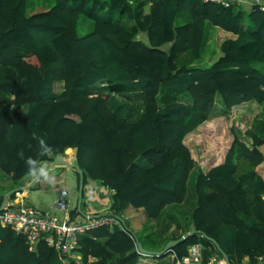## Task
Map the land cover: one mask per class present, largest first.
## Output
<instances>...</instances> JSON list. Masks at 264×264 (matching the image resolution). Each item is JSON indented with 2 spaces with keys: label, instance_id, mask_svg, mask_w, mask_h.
Instances as JSON below:
<instances>
[{
  "label": "trees",
  "instance_id": "16d2710c",
  "mask_svg": "<svg viewBox=\"0 0 264 264\" xmlns=\"http://www.w3.org/2000/svg\"><path fill=\"white\" fill-rule=\"evenodd\" d=\"M40 1L44 8L30 12L37 0H0V171L10 182L0 186V208L42 163L77 148L84 185L111 190V213L122 218V227L81 235L83 264L169 256L177 264L198 243L206 263L223 257L210 238L233 264H257L264 255V11L204 0ZM81 24L89 31L82 34ZM219 29L233 36L218 45ZM245 104L257 106L258 117L242 134L236 123L224 161L203 171L186 138ZM190 189L196 203L188 213ZM130 207L181 232L159 241L146 224L143 240L123 219ZM190 231L163 256L137 250L136 238L161 250ZM0 264L76 263L45 241L30 250L25 234L0 224Z\"/></svg>",
  "mask_w": 264,
  "mask_h": 264
},
{
  "label": "built area",
  "instance_id": "2783aa9c",
  "mask_svg": "<svg viewBox=\"0 0 264 264\" xmlns=\"http://www.w3.org/2000/svg\"><path fill=\"white\" fill-rule=\"evenodd\" d=\"M213 1L229 7L231 2L226 0H205ZM264 11V5L259 6ZM95 181H89L85 189V203L87 215L72 219L68 207L69 191L61 188L58 199L55 202V212L34 207L28 202L27 193H19L14 201L9 202L6 208L0 212V224L3 227L10 226L18 234H25L27 245L30 250H36L41 241L54 246L61 251L64 257L76 264H83L82 256L79 254L78 247L80 237L87 231L99 227L121 226L122 221L109 214H100L92 209L93 200L103 190ZM109 194L113 192L109 190ZM111 204L106 208L108 212ZM104 212V211H103ZM202 244H194L189 248V254L179 260L177 264H226L225 259L218 255L213 256L206 263L203 262ZM240 264H250L248 262ZM258 264H264V255L259 257Z\"/></svg>",
  "mask_w": 264,
  "mask_h": 264
},
{
  "label": "rangeland",
  "instance_id": "374dc122",
  "mask_svg": "<svg viewBox=\"0 0 264 264\" xmlns=\"http://www.w3.org/2000/svg\"><path fill=\"white\" fill-rule=\"evenodd\" d=\"M36 1V0H35ZM41 1L37 0V6H31L30 12L32 11H39L42 10L44 7H41ZM81 33L84 34L88 30V28L81 24L80 26ZM226 38V36H221L217 39V44L219 45L222 41V39ZM170 46L164 47V49H168ZM31 62L36 63L35 60L30 59ZM61 85L58 84L56 89L60 90ZM139 112L136 110L134 114L132 115V120L138 119ZM259 110L257 106L251 105V104H245L236 107L232 114L229 117L220 116L215 118L214 120L208 122L207 124L200 127L197 132L189 135L186 138V145L191 150L193 158L196 160L199 166H201L204 171H208L211 167H214L224 161V156L227 152V149L231 145L232 141L234 140V136L231 132V129L233 126H236V123H239L240 131L244 133L250 126L251 122L254 118L258 117ZM243 139H246L247 136H242ZM261 173H264V167L260 169ZM61 177L64 178L62 181H64L63 186L68 187H74L75 191L77 192V177L75 173H65L62 172ZM76 180V184H75ZM39 191V187H35L31 189V199L35 202L37 199V195L35 192ZM190 197V196H189ZM188 197V198H189ZM189 203V202H187ZM111 212V208L109 210ZM139 215H132L136 216L137 218H132V220L128 219V222L132 225L131 228H138L137 224L143 223V219L145 220L146 214L143 210L139 211ZM131 217V216H130ZM125 219V218H123ZM152 222L161 223L164 222L165 224L170 223V225L174 224L171 222V220H168L166 223L164 220H153ZM147 226L149 223H147ZM144 223L143 226L145 228L147 227ZM169 225V226H170ZM175 229L177 230L178 226L176 224ZM179 229V228H178ZM135 231V230H134ZM179 231L174 232V234H179ZM139 233V231L137 232ZM140 237L145 238L144 235L139 233ZM161 246V245H159Z\"/></svg>",
  "mask_w": 264,
  "mask_h": 264
},
{
  "label": "crops",
  "instance_id": "0c3cea01",
  "mask_svg": "<svg viewBox=\"0 0 264 264\" xmlns=\"http://www.w3.org/2000/svg\"><path fill=\"white\" fill-rule=\"evenodd\" d=\"M226 1L234 2L237 5H240V7H244L246 9H250L252 6H256V5L257 6L264 5V0H226ZM217 34L218 35L216 37V41L222 35L226 36V38L222 39V41L233 36L231 33H227L222 29H219ZM236 130H237L238 134H242V132L240 131L241 129L239 127H236ZM75 156H76V153L73 151H70V150L66 151V154L64 155V157L69 161H72L75 158ZM263 167H264V163L258 168V172L264 178V173L260 172V169H262ZM201 169L203 171L205 170L202 167H201ZM62 172L75 173V175H76L74 168L68 167V168L62 169V170H55V169H52L51 167H46V168L43 167L42 177L39 181V191L35 192V194L37 195V199L35 202L31 199V190H30V191H28L29 201H31L34 205H37V206L39 205L40 207H42L44 209H50V211H53L54 203H55V201H56V199L60 193V188L65 187V186H63L64 181H62L64 178H62L60 175ZM205 172H207V171H205ZM2 175L3 174L0 171V186H3V185L5 187L9 186L10 182H7L3 178ZM36 177H37L36 173L33 175H30L22 183V185L31 184L32 182H34L36 180ZM75 184H76V180H75ZM66 188L69 190V205H70L71 211L74 210L76 207H78V211H79V192L78 191L76 192L75 188L71 187V186H68ZM102 189L103 190L100 192V194L97 195L95 200H93L92 209L95 212H97V211L100 212V214H105V213H107L106 208H108V206L112 202V194H109L108 189H106V188H102ZM189 194H190L189 195L190 196V198H189L190 202L189 203L186 202V204L183 205V206H185V209H187L186 211L188 213H190L192 211V209L196 203V199H195V196H194L192 189H190ZM84 206H85L84 210L87 211V206L85 204H84ZM140 210H142V209H133L130 207L126 210L123 217L127 221H128V219H130V220H132V218L135 219L137 217L132 216V215H139ZM141 218L143 220V223L137 224L138 228L136 227V229H135L132 227V229L135 230L136 232L139 231V233L141 232V234H143L144 233V230H142L143 224L144 223L146 224L147 221H146V218H145V220L143 219V217H141ZM147 223H149L148 228L153 233L158 235L159 241H162V240H165V239L172 237L173 235H175L174 232L179 230L178 228L176 230L175 225L174 224L170 225V223L165 224L164 222L156 223V222H152V221L147 222ZM179 232H181V229ZM146 234H147V232H145L143 235L145 236ZM173 259H174V256H169L163 260H154L152 263L149 258H144L143 260L141 259L142 261L140 264H172ZM246 262H247V259H246Z\"/></svg>",
  "mask_w": 264,
  "mask_h": 264
},
{
  "label": "water",
  "instance_id": "95a60500",
  "mask_svg": "<svg viewBox=\"0 0 264 264\" xmlns=\"http://www.w3.org/2000/svg\"><path fill=\"white\" fill-rule=\"evenodd\" d=\"M70 151H73L76 153L75 158L72 161L67 160L63 155H58L56 157V159L53 162H48V163H42L37 171V177L36 180L34 182H32L31 184H29L28 186H24V187H16L14 189L9 190L8 192L5 193V201L3 203V205L0 208V211H3L10 199V197L20 191H30L31 188H33L41 179L42 177V170L43 167H51L52 169L55 170H62V169H66V168H74L78 174H79V211H81V207H82V202H83V196H84V188H85V174L83 172V170L80 168V166L77 164V152L78 149H69ZM67 150V151H69ZM84 215V214H83ZM195 231H191L188 232L184 235H182L181 237L177 238V239H173L168 241L165 246L161 249V250H151V249H147L143 246V244L138 240V238H136V244H137V250L141 255L144 256H163L166 253H168L169 251H171L174 247H176L178 244L184 242L185 240H187L192 234H194ZM211 242H213V244L216 246V248L220 251V253L222 254L223 258L226 261V264H233L229 258V256L220 248L218 242L213 239L210 238Z\"/></svg>",
  "mask_w": 264,
  "mask_h": 264
},
{
  "label": "bare ground",
  "instance_id": "6f19581e",
  "mask_svg": "<svg viewBox=\"0 0 264 264\" xmlns=\"http://www.w3.org/2000/svg\"><path fill=\"white\" fill-rule=\"evenodd\" d=\"M204 1H205V0H204ZM205 2H213V1H205ZM38 183H39V182H38ZM38 183H37L33 188H35V187L38 185ZM26 185H27V184H26ZM26 185H23V186H20V187H24V186H26ZM31 189H32V188H31ZM20 192H21V191H20ZM20 192H17V193H15V194H19ZM13 195H14V194H13ZM13 195H12V196H13ZM112 195H113V193H112ZM12 196H11V197H12ZM11 197H10L8 203L14 201L15 198L17 197V195H16V197H15L14 199H12ZM4 198H5V197H4ZM28 202H30L34 207H37V205H34L31 201H29V198H28ZM8 203H7V204H8ZM6 206H7V205H6ZM81 211H82V212L79 211L81 214H84V216L87 215V211H85L84 208L82 209V207H81ZM54 212H55V206H54V208H53V211H50V213H54ZM105 214H109V215H112V216H114V217H117V218H119V219L122 221V218H120V217H118V216H116V215H113V214H112L111 212H109V211H108L107 213H105ZM7 227H10V226H7ZM10 228H11V227H10ZM139 254H140V253H139ZM247 262H248V261H247ZM248 263H250V262H248ZM250 264H252V263H250ZM257 264H258V263H257Z\"/></svg>",
  "mask_w": 264,
  "mask_h": 264
},
{
  "label": "clouds",
  "instance_id": "9594fccd",
  "mask_svg": "<svg viewBox=\"0 0 264 264\" xmlns=\"http://www.w3.org/2000/svg\"><path fill=\"white\" fill-rule=\"evenodd\" d=\"M29 184H27L26 186H28ZM62 188V187H61ZM61 188H60V191H61ZM63 188H66V187H63ZM67 189V188H66ZM85 189H86V186H85V188H84V196H83V199H84V203H85ZM68 190V189H67ZM69 191V190H68ZM79 192V191H78ZM20 193H27V195H28V191H21ZM60 194V193H59ZM58 197H59V195H58ZM58 197H57V199H58ZM56 199V200H57ZM56 202V201H55ZM83 203V202H82ZM85 205H86V203H85ZM54 206H55V203H54ZM38 207H40L39 205H38ZM68 207H69V211H70V216H71V209H70V205H69V196H68ZM85 207V206H84ZM6 208V207H5ZM42 208V207H41ZM42 209H44V208H42ZM46 210H50V209H46ZM0 212H2V211H0ZM80 216H82L83 217V214H80L78 217H80ZM71 218H72V216H71ZM77 218V217H76ZM72 219H75V218H72Z\"/></svg>",
  "mask_w": 264,
  "mask_h": 264
}]
</instances>
